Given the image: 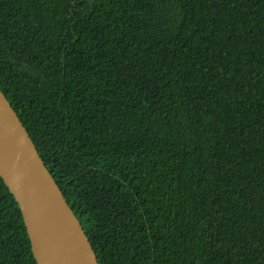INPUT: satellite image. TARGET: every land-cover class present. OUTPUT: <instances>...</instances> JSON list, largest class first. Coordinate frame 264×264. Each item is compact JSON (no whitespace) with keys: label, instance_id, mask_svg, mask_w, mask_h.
Returning a JSON list of instances; mask_svg holds the SVG:
<instances>
[{"label":"trees","instance_id":"obj_1","mask_svg":"<svg viewBox=\"0 0 264 264\" xmlns=\"http://www.w3.org/2000/svg\"><path fill=\"white\" fill-rule=\"evenodd\" d=\"M0 87L100 264H264V0H0Z\"/></svg>","mask_w":264,"mask_h":264},{"label":"water","instance_id":"obj_2","mask_svg":"<svg viewBox=\"0 0 264 264\" xmlns=\"http://www.w3.org/2000/svg\"><path fill=\"white\" fill-rule=\"evenodd\" d=\"M0 176L20 206L37 264H100L81 220L1 87Z\"/></svg>","mask_w":264,"mask_h":264}]
</instances>
